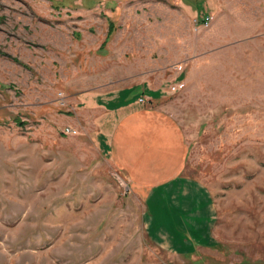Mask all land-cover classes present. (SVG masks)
I'll return each mask as SVG.
<instances>
[{
  "label": "rangeland",
  "instance_id": "374dc122",
  "mask_svg": "<svg viewBox=\"0 0 264 264\" xmlns=\"http://www.w3.org/2000/svg\"><path fill=\"white\" fill-rule=\"evenodd\" d=\"M54 2L0 0V264H264V0ZM144 79L210 198L203 243L168 247L76 103Z\"/></svg>",
  "mask_w": 264,
  "mask_h": 264
},
{
  "label": "crops",
  "instance_id": "0c3cea01",
  "mask_svg": "<svg viewBox=\"0 0 264 264\" xmlns=\"http://www.w3.org/2000/svg\"><path fill=\"white\" fill-rule=\"evenodd\" d=\"M245 27L264 48L262 26L250 23ZM148 83L144 79L142 84L114 89L110 85L88 88L76 103L83 104L98 151L126 180L129 190L144 197L151 209L149 219H165L167 228L162 235L168 236V247L176 250L178 243L186 246L181 237L185 230L191 236H201L199 242H204L213 209L205 190L184 175L188 153L185 133L173 116L156 105L159 98ZM151 223L149 234H161L162 228ZM198 237L195 239L200 240Z\"/></svg>",
  "mask_w": 264,
  "mask_h": 264
},
{
  "label": "built area",
  "instance_id": "2783aa9c",
  "mask_svg": "<svg viewBox=\"0 0 264 264\" xmlns=\"http://www.w3.org/2000/svg\"><path fill=\"white\" fill-rule=\"evenodd\" d=\"M211 21H212V16H205L203 19H202V22H201V24L203 25V26H209V24L211 23ZM64 132L65 133H70V132H73L70 128H65V130H64Z\"/></svg>",
  "mask_w": 264,
  "mask_h": 264
},
{
  "label": "trees",
  "instance_id": "16d2710c",
  "mask_svg": "<svg viewBox=\"0 0 264 264\" xmlns=\"http://www.w3.org/2000/svg\"><path fill=\"white\" fill-rule=\"evenodd\" d=\"M56 1H58V2L53 3L55 6H61L64 3V0H56Z\"/></svg>",
  "mask_w": 264,
  "mask_h": 264
}]
</instances>
